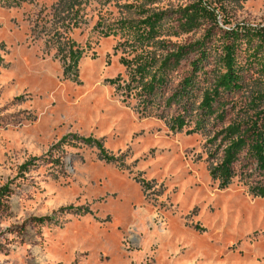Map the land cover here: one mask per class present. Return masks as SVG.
I'll return each mask as SVG.
<instances>
[{"label": "rangeland", "instance_id": "374dc122", "mask_svg": "<svg viewBox=\"0 0 264 264\" xmlns=\"http://www.w3.org/2000/svg\"><path fill=\"white\" fill-rule=\"evenodd\" d=\"M188 1L84 0L76 27H63L58 0L0 4V264H264V197L249 191L264 185V170L245 149L228 186L209 175L206 140L235 119L244 94L222 96V120L195 128L191 117L172 130L191 103L167 99L195 54L152 103L121 61L162 54L160 39H199L201 29L135 37L157 11L171 15L165 31ZM235 5L234 22L264 25V0ZM67 39L81 50L70 71ZM85 137L115 158H100Z\"/></svg>", "mask_w": 264, "mask_h": 264}, {"label": "trees", "instance_id": "16d2710c", "mask_svg": "<svg viewBox=\"0 0 264 264\" xmlns=\"http://www.w3.org/2000/svg\"><path fill=\"white\" fill-rule=\"evenodd\" d=\"M23 0H0V4L14 6ZM84 0H58L64 6L63 27L77 26L81 13L79 4ZM238 0H189L177 8L175 23L168 24L163 31L160 21L170 14L166 11L152 12L133 27L135 37L149 39L165 34L175 36L201 29L202 36L189 44H166L163 39L157 41L165 50L155 55L153 50L137 53L130 59H121L127 67L131 84L145 93L148 102L154 101L155 95H162L170 81V73L177 69L180 61L193 52L195 59L190 62L191 71L176 85L167 101L190 104L185 115H177L169 121V128L180 130L192 117L195 128H201L206 119L212 116L222 120L224 117L223 95H233L240 91L244 94L235 119L216 131L206 141L213 149L208 152L209 175L218 181V186H228L235 175L234 163L246 149V155L252 159L257 169L264 170V25H251L233 21L235 3ZM166 18H171L166 17ZM122 22H118L120 26ZM100 34L106 36L107 29L96 22ZM148 41V40H147ZM67 70L76 65L81 50L74 42L67 39ZM75 45V47H73ZM67 65V66H66ZM200 82H205L201 87ZM130 84V85H131ZM128 86V85H127ZM197 89H201V99L194 107L191 102ZM82 140L98 148L100 158L111 161L101 141L93 137ZM217 142V144H215ZM220 153L217 155V153ZM254 196L264 197V185L250 187Z\"/></svg>", "mask_w": 264, "mask_h": 264}]
</instances>
